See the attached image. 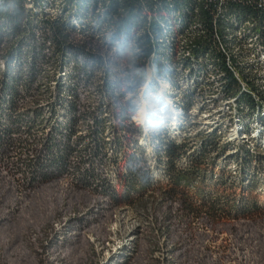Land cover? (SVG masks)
I'll list each match as a JSON object with an SVG mask.
<instances>
[{"label":"trees","instance_id":"1","mask_svg":"<svg viewBox=\"0 0 264 264\" xmlns=\"http://www.w3.org/2000/svg\"><path fill=\"white\" fill-rule=\"evenodd\" d=\"M30 1L33 7L27 6L29 0H0V42L4 39L3 35H7L6 38L10 40H13L16 34L20 38L12 47V59L0 74V176L12 178L15 175L12 161H8V155L13 152L18 156H15V160L20 163L18 175H15L18 176L19 182L15 186L23 192L51 181L70 179L71 188L66 193L68 206L63 208L60 202L47 203L44 209L46 223H51L56 217L64 220L74 194L79 195L80 199L96 196L110 200L116 205L121 204L124 198L107 175L108 168L117 165L118 138L113 137V147L106 141L101 104L94 112H90L93 121L88 125V129L86 131L78 129L79 122L87 118L84 116L85 111L81 110L80 96L76 94L78 89L70 86L72 87L70 91L68 83L60 80L55 81L51 117L47 122L41 121L40 129H36L35 124L40 119L37 118L39 110L33 111L29 117L26 112L22 114L17 112L19 105L34 90L35 78L46 62L53 61L55 64L57 56L62 54L63 64L72 67V75L75 77L89 76L91 66L93 68L101 66L102 61L97 55L69 43V32L86 31L114 45L117 56L137 59L133 67L136 70L138 84L144 85L147 81V72H141L137 67L141 61L145 64L151 63L160 74L171 76L181 73L182 70L184 74L186 70L187 75L196 81L195 87H198L200 81H204L209 74L214 73L221 84L220 95L224 99L237 96L240 106L238 114L243 125L252 121L259 112L262 114L261 102L254 94L264 101V81L261 80L264 77L253 73L264 65L240 61L235 47L246 42L248 38L257 40L255 46L249 49L250 52L256 46L263 47L264 5L249 1L241 3L228 1L221 5L219 2L211 3L207 0ZM51 8L53 13L50 12ZM247 21L252 25L244 27V30L242 29L244 34L240 37L236 33L237 28ZM103 26L106 29H101ZM187 30L189 42L186 47H180L179 36L184 35ZM229 56L232 62H229ZM16 58L23 62L24 67H29L28 75L20 74L19 67L17 68L18 65L14 62ZM237 74L247 84V91L237 79ZM217 75L220 77L217 78ZM104 86L112 96L119 85L107 76ZM64 97H73L74 100L65 107V113L61 117L59 106L63 104ZM189 97L188 92L185 98ZM136 110L137 105H134L132 113L125 115L133 117L131 120L126 118L124 122L120 120L122 125L119 127L124 129L125 138L130 137L129 131L134 125L138 126L135 121ZM38 130H41V135H38ZM159 132L158 135L162 134L163 138H166V153L169 158L167 171L169 174H166L169 184L164 193L169 199L181 202L185 213H195L196 209L194 200L188 199L181 190L186 184L195 188L192 197L202 198L204 201L202 206L205 208L207 203L208 207L204 213L208 217L212 218L225 212L221 207L223 201L228 205L230 213L241 212L248 215L255 214L261 209L255 197L247 196L246 191L241 194L242 207L239 206V200L228 193L219 190L214 192L215 194L207 193L205 178L199 173L202 170L200 167L202 156L198 155L188 168L177 167L176 159L185 148L186 142L175 140L162 128ZM205 137L206 146L198 151L201 155L209 147L219 148L216 139L217 137L222 139V135L216 130L205 134ZM240 153H245L250 159L255 154L246 146ZM4 157H7V160H4ZM119 175L128 189L137 190L135 185L139 180L142 181L141 186L144 189L146 184L151 182V166L147 158L134 159L125 172L119 171ZM219 181L220 184H216L215 187H224L223 181ZM242 182L240 187L243 185ZM251 188V184L247 185L248 190ZM85 193L88 196H85ZM34 210H36L34 205L28 209L30 213ZM0 223L1 261L10 253L13 244L29 230L30 225L29 221L20 222L1 209ZM34 229L38 237L35 242L29 244L36 247V244H40L38 241L41 238L42 225L36 222ZM77 238L79 237L74 235L73 239ZM84 238L89 242L87 235H84ZM47 244L48 242L42 243L41 250L44 253L50 251ZM18 257L20 260L30 262L27 264H34V260L37 259L27 248L19 251Z\"/></svg>","mask_w":264,"mask_h":264},{"label":"rangeland","instance_id":"2","mask_svg":"<svg viewBox=\"0 0 264 264\" xmlns=\"http://www.w3.org/2000/svg\"><path fill=\"white\" fill-rule=\"evenodd\" d=\"M101 29L106 28L103 26ZM3 37L0 42V74L12 59V47L20 40L18 34L13 36V40L6 38L7 35ZM68 40L70 44L97 55L102 61L101 66H91L89 76L81 75L78 78L72 75L70 65L63 64L62 54L57 56L55 64L53 61L46 62L35 78L34 90L19 105L17 112H26L29 117L33 111L39 110L37 118L40 119L35 124L36 129H40L41 121L47 122L51 117L55 81L60 80L68 83L70 91L74 86L78 89L76 94L81 99V110L85 111L84 116L87 117L79 122L78 129H88L93 121L90 112H94L101 104L106 141L113 147V137L118 138L117 165L110 166L107 175L124 198L121 204L116 205L96 196L80 199L79 195L74 194L64 220L56 217L51 223H46L44 209L47 203L60 202L63 208L68 206L66 193L71 188V181L62 178L23 192L15 186L19 182L18 176H15L18 175L19 162L15 160L17 155L12 152L8 155V161H12L15 175L12 178L0 176V209L20 222L29 221L30 226L0 264L30 263L18 259V252L26 248L32 256L37 257L34 264H264V150L250 159L245 153L237 152L232 144L217 137L219 148L209 147L203 155L198 152L206 146L207 141L202 129L215 123L218 114L226 109L227 103L214 104L202 111L193 107L190 124L187 123L188 119L177 116L180 106L176 104L169 105L168 109L164 106L163 110L162 105L157 103V109L153 108V113L160 120L158 124L168 126L171 122L174 125L179 122V126L191 128L192 136L188 139L185 137L188 141L176 159L177 167L188 168L191 161L198 155L202 156V170L199 173L205 178L207 193L215 194L217 190L228 193L235 196L242 207L241 194L246 191L247 196L255 197L261 209L248 215L241 212L230 213L228 205L223 201L221 207L225 212L211 218L204 213L207 203L206 208L202 206V198L192 197L195 188L184 184L181 190L188 199H193L196 203L195 213H185L181 202L169 199L164 193L169 184L166 176L169 174V158L166 153V138L162 134H156L159 126L146 125L145 128L143 125H134L128 138L124 136V129L119 127L122 125L120 120L125 121V115L132 113L134 105L140 101L144 104L149 92L140 87L143 84H138L133 67L137 59L117 56L114 45L86 31H71ZM14 62L22 76L28 75L29 67H24L18 58ZM257 73L263 72L254 71L253 74ZM107 76L119 85L112 96L104 86ZM80 80L83 81L79 82ZM163 88L160 89L163 97L160 100L166 103L167 90ZM63 100V104L59 106L61 117L65 113V107L74 98L64 97ZM221 118L229 119L224 115ZM227 127H230L227 138L236 133L237 143L248 141L246 137L240 140L243 136L239 135L236 126L229 124ZM41 133L38 130V135ZM185 134L187 133H182L183 137ZM142 157L147 158L150 163L151 182L143 189L142 181L139 180L135 185L137 190H130L124 185L119 171L125 172L134 159ZM219 180L223 181L224 187H215L220 184ZM241 181L243 185L240 187ZM249 184L252 185L251 190L247 189ZM31 205L36 209L32 213L28 211ZM36 222L42 225V229L38 241L40 244L34 247L29 243L35 242L38 237L34 229ZM74 235L79 238L73 239ZM84 235H87L89 242H86ZM47 242L50 251L44 253L41 250L42 243Z\"/></svg>","mask_w":264,"mask_h":264},{"label":"bare ground","instance_id":"3","mask_svg":"<svg viewBox=\"0 0 264 264\" xmlns=\"http://www.w3.org/2000/svg\"><path fill=\"white\" fill-rule=\"evenodd\" d=\"M228 1H234V2L241 3L244 1H248V0H226V1L219 2V4L222 5L223 3H226ZM207 2L212 3V1L210 0H207ZM27 6L33 7V4L30 0ZM50 10H51L50 12H52V8ZM251 25L252 24L250 22L248 21L245 22L243 26H241L239 29L237 28V31H236L237 35L241 37L244 34L243 28L250 27ZM187 33H188V30L184 33V35L179 36L180 37L179 44H180V39L183 42V46L181 47H184V46L186 47L187 43L189 42V36L188 37L186 36ZM256 42H257L256 39L248 38L246 42L236 45L235 52L239 53L238 58L240 61L248 62L251 64L259 63V65L263 66L264 65V45L263 47L256 46L254 50H252L251 52L249 51L250 48H253L255 46ZM240 49H244L245 51L242 52L240 51ZM180 53L184 54L183 52H180ZM184 55H189V53L187 54L185 53ZM179 57L181 56L179 55ZM230 59L231 57L229 56L228 60L229 62H232L230 61ZM147 65H148V71L146 74H147L148 80L141 87L144 90L146 89L149 90V92L146 95V100L144 98V100L146 101V102L144 101V104L141 101L137 103L135 121L138 123V125H143L146 128V125L150 127V126H154L157 124L156 126H159V129H157L156 134H158L159 130L162 128L164 129V132H168L169 135L175 140L187 142L188 140H185V137H187L188 139L190 138L189 136H192L191 128L179 126V122H177V124L175 123V125L171 122L168 126L163 125V124H158L160 123V120L159 118L154 116V113H153L154 109L156 108V104L158 103L162 105L163 110L165 109L164 106L168 109L169 105L171 104H173L174 106L175 104L177 106H180L179 107L180 113L175 111L177 116L179 118L188 119L187 123L190 124L191 121H189V119L192 116L191 109L193 107L196 106V108H198L197 110L202 111V110L209 109L211 105H214V104L217 105L221 102H224V103H227L226 109L221 112L222 114H218V118L215 120V123H212L211 125L206 126L204 127V129H202L203 134L208 135L215 130L218 131L222 135V140L224 139L225 143H230L233 145V147H236L237 152H240L241 150H243L245 146L250 147L251 152L255 154L264 150V101L261 99L260 96H258L257 94H254V96L257 97L258 100L261 102V107L263 108L262 114H260L261 112H259V115L254 117L252 121H248L247 125H243L239 118V114H238V107L240 106H238L239 104H238L237 96L224 99V97L220 95V91H222L221 84L216 79V74L214 73L209 74L208 77H206L204 81H200L198 87H195L194 84L196 83V81L192 79L191 77H189V75H187L188 72L186 70L183 72L184 74H182V71H183L182 70L181 73L173 74L170 76V75L160 74L156 72L154 66L151 63H147ZM255 71L263 72L259 74L257 73V75L264 77V66L262 68H258ZM236 76H237V79L242 84L243 89L247 91L248 86L243 81V78L239 74H237ZM218 77H220V75H217V78ZM261 80L264 81V79H261ZM162 87H164L163 89L167 90L165 91V94L167 93L166 103L164 102V100H160V97H162L160 95V89ZM188 92L190 93V97L185 98V94ZM167 101L169 102V104ZM223 115L225 117H228L229 119H226V118L222 119L221 117ZM229 124L230 126H236V128H238V131L240 132L239 135L243 136L240 138V140L246 137L248 141L243 140L242 141L243 143H237L238 141L236 139L238 137L237 135H235L236 133H234L232 137L227 138L226 135L228 133V129L230 128V127H227V125ZM182 133H187V134H185L183 137ZM248 135H251V137H248Z\"/></svg>","mask_w":264,"mask_h":264},{"label":"built area","instance_id":"4","mask_svg":"<svg viewBox=\"0 0 264 264\" xmlns=\"http://www.w3.org/2000/svg\"><path fill=\"white\" fill-rule=\"evenodd\" d=\"M142 2H145V1H147V0H141ZM210 1H212V3H214V2H221V1H226V0H210ZM249 2H257V3H259L260 5H264V0H248ZM230 2H234V1H230ZM181 46H183V42H182V40L180 39V47ZM167 180H169V178L167 179Z\"/></svg>","mask_w":264,"mask_h":264},{"label":"clouds","instance_id":"5","mask_svg":"<svg viewBox=\"0 0 264 264\" xmlns=\"http://www.w3.org/2000/svg\"><path fill=\"white\" fill-rule=\"evenodd\" d=\"M137 67L139 68V70L141 72H147L148 71V65L145 64L143 61H141L140 63L137 64ZM133 117L131 116H127L126 119L131 120Z\"/></svg>","mask_w":264,"mask_h":264}]
</instances>
